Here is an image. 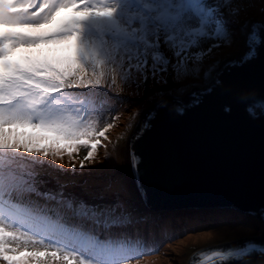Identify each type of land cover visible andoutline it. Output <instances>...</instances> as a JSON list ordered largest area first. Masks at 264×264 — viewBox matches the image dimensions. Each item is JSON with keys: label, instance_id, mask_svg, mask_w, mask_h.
Masks as SVG:
<instances>
[{"label": "snow or ice", "instance_id": "1", "mask_svg": "<svg viewBox=\"0 0 264 264\" xmlns=\"http://www.w3.org/2000/svg\"><path fill=\"white\" fill-rule=\"evenodd\" d=\"M251 6L244 0H0V264H140L150 254L138 233L101 238L91 226L129 223L132 213L123 200L90 204L66 194L70 184L59 179L56 190L42 192L37 183L46 181H37L39 172L19 162L40 157L54 164L65 154L71 161L84 148L83 169L112 127L98 129L89 118L97 103L93 97H107L118 82L142 87L133 71L145 82L199 72L213 49L233 43L227 25ZM61 13L67 15L58 20ZM261 29L264 24L243 26L248 50L229 67L256 56L264 42ZM208 41L214 43L205 49ZM256 108H264V101L246 111L255 117ZM131 159L139 188L141 160L134 151ZM39 167L84 175L75 171V162L71 173ZM114 185L108 180L97 199L104 200ZM38 198L53 208L42 210ZM65 209L83 222H64ZM253 252L264 254V246L249 242L219 258L242 260Z\"/></svg>", "mask_w": 264, "mask_h": 264}, {"label": "water", "instance_id": "2", "mask_svg": "<svg viewBox=\"0 0 264 264\" xmlns=\"http://www.w3.org/2000/svg\"><path fill=\"white\" fill-rule=\"evenodd\" d=\"M260 37L264 41V29ZM231 62H223L211 87L192 97L199 103L183 105L170 97L159 101L143 121L148 127L139 129L136 123L128 138L125 171L142 205L160 221L207 224L250 219L211 215L215 213L211 210L223 209L264 223V108H256L255 117L246 111L264 101V42L252 60L229 67ZM133 151L141 160L139 188ZM253 243L264 246V237ZM243 247L241 242L227 243L221 248L224 252L207 249L191 262L264 264L259 252L242 260H220L228 250Z\"/></svg>", "mask_w": 264, "mask_h": 264}, {"label": "rangeland", "instance_id": "3", "mask_svg": "<svg viewBox=\"0 0 264 264\" xmlns=\"http://www.w3.org/2000/svg\"><path fill=\"white\" fill-rule=\"evenodd\" d=\"M244 2L252 6L247 7L240 14L238 22L229 21L227 25L233 34V43L230 46L222 43L220 48L213 49L209 57L200 65L199 72H191L179 80L174 79V74H171L168 75L166 82L154 81L151 78L145 82L138 73L133 71L132 79H137L142 87L137 88L131 81L128 84L118 82L117 86H113L112 90L108 91L107 97H93L97 103L95 110L89 113V118L96 121L98 129L106 127L107 124H112V127L105 133L107 139L99 138L101 143L97 147L92 162L85 161L83 169L80 168V161L87 153V149L84 148H81L79 153L73 154L71 161L65 154L57 158L54 164L51 160L40 157H25L19 162L28 169L34 168L39 172L37 179L46 181L44 184L38 183L37 185L41 187L42 192L56 190L58 187L56 180L59 179L61 182L70 184V187L65 189L66 194L71 193L90 204L110 203L117 198L123 200L132 213V219L119 229L116 228L117 232L113 236L120 234L135 236L138 233L143 238V250L150 254L143 256L140 264H192L193 258L201 251L214 249L224 252L222 249L227 243L241 242L245 246L249 242L253 243L264 237V223L256 218L211 224L160 221L150 216L147 208L140 210L143 213L142 218L146 219L140 218L137 216L139 214L132 211V204H135L136 200L139 204L142 205V203L132 185L130 176L125 171L124 164L128 138L134 132L135 124L140 125L139 122L147 111H153L159 101H164L168 97L179 99L183 105L190 104L195 94L211 87L223 62L239 61L248 50L245 47L244 34L241 30L245 24H248L250 28L252 24L264 23V13L260 11V8L264 6V0H244ZM65 15L66 13H61L57 19ZM212 43L214 41H208L203 47L206 49ZM169 58L175 61V57L170 53ZM149 63H152L151 57H149ZM212 65L216 67L205 76L204 73ZM189 67L194 66L190 64ZM93 91L104 92L106 90ZM33 160L37 161V164L28 163ZM73 162L76 165L75 171L83 172L84 175H58L55 171L39 167L40 164L52 165L53 168L62 169L64 173H71ZM108 180L114 181L115 185L111 191L104 192V200H98L97 197ZM38 202L44 211H50L53 208L52 203H46L43 198H38ZM63 219L67 223L83 222L82 218L73 216L66 209ZM108 229L106 225H101L97 229L94 226V230L99 235L107 232Z\"/></svg>", "mask_w": 264, "mask_h": 264}, {"label": "trees", "instance_id": "4", "mask_svg": "<svg viewBox=\"0 0 264 264\" xmlns=\"http://www.w3.org/2000/svg\"><path fill=\"white\" fill-rule=\"evenodd\" d=\"M150 112H152V110H150V111H148V113H150ZM148 113H146V115L142 118V120H141V122H140V125H139V129H141L142 128V126H144V124H143V121H145V117L146 116H148ZM37 181H41L40 179H37ZM37 185H38V183H37ZM38 187V186H37ZM39 188V190H40V188L41 187H38ZM40 191H42V190H40ZM138 204V205H137ZM142 209H145V207L144 206H142L141 204H139V201L138 200H136V203L135 204H132V211L134 212V213H137V214H139V215H137V216H139L140 218H142V215H143V213L140 211V210H142ZM147 210V209H146ZM222 210V211H221ZM221 210H211L210 212H215V213H211V215H213V216H219V217H229L230 215H231V217L232 218H235V219H238V218H243V217H248V218H251L250 216H247L246 214H242V213H238V212H236V211H233V210H231L230 212L229 211H225V210H223V209H221ZM137 211V212H136ZM219 211V212H218ZM147 212H154V211H150V210H148ZM217 212V213H216ZM252 217H254V216H252ZM64 222H65V220H64ZM89 224H91V222H89ZM208 224H211V223H208ZM101 225H104L103 223L102 224H100V225H91L93 228H94V226H95V229H97L98 227H100ZM120 226H122V225H114V227L115 228H112V227H110V226H108V231L107 232H105V233H102V234H100V236H101V238L103 237H105V236H113V235H115L116 234V232H117V230H116V228L117 229H119L120 228ZM146 238V237H145ZM152 249H154L153 248V246H152ZM155 250V249H154Z\"/></svg>", "mask_w": 264, "mask_h": 264}, {"label": "bare ground", "instance_id": "5", "mask_svg": "<svg viewBox=\"0 0 264 264\" xmlns=\"http://www.w3.org/2000/svg\"><path fill=\"white\" fill-rule=\"evenodd\" d=\"M133 76H134V74H133ZM147 112H148V111H147ZM147 112H146V113H147ZM146 113H145V114H146ZM145 114H144V115H145ZM140 122H141V120H140ZM140 122H139V123H140ZM138 126H139V125H138Z\"/></svg>", "mask_w": 264, "mask_h": 264}]
</instances>
